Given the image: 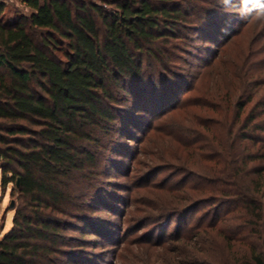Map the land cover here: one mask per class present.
I'll return each mask as SVG.
<instances>
[{
    "label": "trees",
    "instance_id": "16d2710c",
    "mask_svg": "<svg viewBox=\"0 0 264 264\" xmlns=\"http://www.w3.org/2000/svg\"><path fill=\"white\" fill-rule=\"evenodd\" d=\"M21 2L28 11L6 19L0 0V182L11 186L15 199L11 225L0 224V264H79L76 260H87L77 254L81 249L64 247L76 242L68 232L79 230L81 220L83 236L92 226L84 213L90 187L81 179L99 172L100 150L114 123L124 118L129 124L127 103L141 104L134 84L151 88L159 79L148 74L156 61L166 69L172 62L166 45L181 39L179 30H190L188 6L194 1ZM245 58L240 54L226 72L231 98L224 102L212 93L201 105L215 117L197 122L215 134H208L202 148L185 144L192 154L209 144L200 161L212 167L203 175L192 173L202 180L193 188L197 194L189 195V202L179 197L157 207L163 222L171 224L199 205L215 204L208 227L201 228L210 214L199 217L187 234L180 225L170 235L171 242L183 241L199 252L221 248L212 264H264V249L249 241L264 244V110L257 111L261 101L248 107L253 96L240 101L249 83L236 69H247ZM219 125L225 127L222 138ZM227 205L240 211L239 227L221 223ZM206 228L215 235L205 242ZM199 257L196 264H208Z\"/></svg>",
    "mask_w": 264,
    "mask_h": 264
},
{
    "label": "rangeland",
    "instance_id": "374dc122",
    "mask_svg": "<svg viewBox=\"0 0 264 264\" xmlns=\"http://www.w3.org/2000/svg\"><path fill=\"white\" fill-rule=\"evenodd\" d=\"M4 1L6 19L28 11L21 0ZM193 1L188 6L190 30H179L181 39L166 45L170 53L165 56L173 58L172 62L166 69L156 61L148 74L156 73L159 79L150 84L151 88L134 84L141 104L132 109V101L127 103L129 124L124 118L114 123L115 130L105 138L100 150L99 172L88 180L81 179L90 187L84 213L92 226L83 236L80 231L86 221L81 220L79 230L67 231L76 242L64 247L81 249L77 254L85 255L87 260H76L79 264H196L198 256L212 264L213 255L221 249L203 247L199 252L197 247L184 246L183 241H170V235L180 225L188 233L199 217L210 214L201 228L208 227L215 204L199 205L175 217L171 224L163 222L159 216L163 211L157 207L179 197L189 202V195L199 190L193 188L202 183L197 175L212 167L200 161V154L208 150V143L201 149L208 134L215 133L197 121L215 117L201 106L212 93L221 95L224 102L231 98L226 72L240 54L246 56L248 67L240 65L236 71L246 74L249 83L240 101L253 96L248 107L261 101L257 111L264 110V0ZM232 98L239 99L237 95ZM219 127L218 138H222L225 127ZM190 141L201 150L192 154L185 146ZM13 203L11 186L3 187L0 182V224L6 227L15 213ZM235 209L228 205L221 208V223L230 229L242 224L240 211ZM213 234L211 228H206L204 241L211 240ZM161 240L170 245L169 250L156 246ZM198 240L193 238L191 242L197 245ZM249 241L264 249L262 240ZM210 249L214 251L208 256L206 250Z\"/></svg>",
    "mask_w": 264,
    "mask_h": 264
}]
</instances>
